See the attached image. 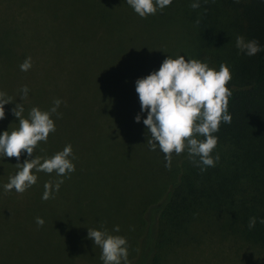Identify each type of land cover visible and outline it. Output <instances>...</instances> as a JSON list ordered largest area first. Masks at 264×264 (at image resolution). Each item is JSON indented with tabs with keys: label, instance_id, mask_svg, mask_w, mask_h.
<instances>
[{
	"label": "trees",
	"instance_id": "trees-1",
	"mask_svg": "<svg viewBox=\"0 0 264 264\" xmlns=\"http://www.w3.org/2000/svg\"><path fill=\"white\" fill-rule=\"evenodd\" d=\"M193 2L173 0L162 12L141 18L127 0H0V91L12 100L4 106L0 134L19 127L12 112L17 104L27 118L33 107L48 111L55 99L62 101L61 117L52 116L56 131L32 157H0V224L16 214L20 226L46 232L42 238L33 233L20 252L21 258L28 255L25 264L58 250L56 244L44 248L56 242L46 238L49 230L104 228L96 225L97 217L107 231L127 239L128 264H185L216 245V253L227 256L225 239L237 250L264 254V0H199L195 10ZM235 31L246 41L257 40L262 50L246 55L245 73L227 85L232 121L214 133L218 144L212 153L220 159L201 171L199 157L194 164L187 152L173 154L169 170L159 148L149 150L147 112L141 111L135 82L159 70L168 56L198 59L218 71ZM28 57L32 68L21 71ZM25 85L29 92L22 100ZM68 144L76 157L70 178L37 172V183L23 194L5 193L17 163L50 158ZM155 156L161 166L149 179L132 174ZM155 174L160 177L149 181ZM58 179L64 183L54 198H67L72 210L63 220L51 215L52 199H42L44 184ZM135 179L148 186L134 192ZM36 210L43 211V227ZM253 216L257 223L249 229ZM113 223L119 232L108 229ZM83 239L73 234L60 246L71 252L73 264L83 261Z\"/></svg>",
	"mask_w": 264,
	"mask_h": 264
},
{
	"label": "clouds",
	"instance_id": "clouds-1",
	"mask_svg": "<svg viewBox=\"0 0 264 264\" xmlns=\"http://www.w3.org/2000/svg\"><path fill=\"white\" fill-rule=\"evenodd\" d=\"M172 2L173 0H127V4L141 18L155 15L158 9L162 12ZM190 7L198 9L199 0H194ZM199 24L200 20L197 19L196 25ZM236 48L248 56H254L262 50L257 40L246 41L242 35L236 37ZM31 68L32 58L28 57L21 63L20 69L27 72ZM231 80L232 73L226 63H221L217 71L206 62L185 59L182 55L177 58L168 56L159 70L136 80L135 90L139 96L141 111L147 112L143 123L150 133L147 141L149 150L159 148L164 154L166 168L171 169L173 154L178 156L184 152L188 153L194 164L197 163L195 157H199L197 166H204L201 171H205L207 167H215L220 157L212 156L218 144V137L214 133L219 131L222 123L231 124L232 121L228 109L233 92L227 87ZM20 92V98L24 100L29 89L25 85ZM9 103H12L11 98L0 91V120L5 118L4 106ZM61 103L60 99H55L53 107L48 111L33 107L27 118L22 117L23 104H17L12 112L19 120V127L0 134V157H15L19 161L25 152L28 157H32L39 144L46 143L49 135L56 131L52 116L55 114L57 118L61 117L62 114L57 111ZM135 120L139 123L140 115ZM201 136L204 139H198ZM74 159L76 157L71 144L50 158L37 156L25 159L23 164H16L19 170L9 178L4 191L7 194L14 189L23 194L37 183V172H55L58 177L70 178V174L76 170L72 162ZM63 183V179L46 182L42 199H53L54 192H58ZM259 222L264 224V218ZM36 223L43 227L45 221L37 217ZM256 223L257 218L251 217L249 229L254 228ZM114 231H120L118 225ZM88 238L101 248L100 259L103 264H128V242L125 237L112 235L106 228H88Z\"/></svg>",
	"mask_w": 264,
	"mask_h": 264
},
{
	"label": "rangeland",
	"instance_id": "rangeland-1",
	"mask_svg": "<svg viewBox=\"0 0 264 264\" xmlns=\"http://www.w3.org/2000/svg\"><path fill=\"white\" fill-rule=\"evenodd\" d=\"M120 35H123V33H120ZM240 35L244 36L241 31H235L232 33L230 37V42L226 50L225 63L231 70V82L233 83H238L239 73H245L244 65L246 63L247 56L245 53L240 52L236 48V37ZM138 154H141V151H138ZM160 166V158L159 156H155L153 163H151V161L149 160L141 168L139 167V165L136 166L133 170L134 173L132 174H138L140 176L143 175L144 177L149 179L150 172L152 170H158ZM159 177L160 175L155 174L149 181H151L152 179L155 180V178L157 179ZM132 184L135 187L134 192L136 191V193L139 190H143L148 186L147 181H144L139 184L138 179L133 180ZM49 206L53 209L51 215H55V219L63 220L65 215L71 217V215L69 214V212L72 211L71 203L69 200H67V198H54L50 201ZM47 212L49 211L47 210ZM35 213L38 214L36 216L42 218L41 216H39L43 214L42 210H36ZM7 218H10L8 220V225L6 224ZM17 218H21V216L16 214H8L3 218L2 223L0 224V264H25L28 255H25L23 258H21L20 252L22 251V249H28V242L32 241V238L34 237L32 234L34 233L36 234V236L42 238L41 235H45L46 233L41 232L40 230L30 231L27 226H20L18 224ZM96 225L106 228L104 226L103 217H97ZM117 225L119 224L113 223L112 226L108 229L115 228V226ZM92 229L102 230L103 228ZM108 232L114 235V232ZM49 233L50 234L46 238L55 240L56 242L49 243L45 245L44 248L52 244H54L55 246L56 244L57 246L55 249L58 250L50 257H35L34 260H32V262H29L28 264H73V262L70 261L71 252L69 251L66 254L65 252H63L64 249H61L62 247L60 248L63 239L73 234L79 235L84 238V242L80 245V247H78V252L83 260L80 261L79 264H103V261H101L100 259L101 248L99 246H96L92 239L88 238V231L84 230L82 227H70L67 229L55 228L49 230ZM40 244L43 243L40 242L37 246H39ZM221 245L223 246V248L225 246V249H227L225 251L227 253V256H225L223 253L221 255L216 253L217 245L213 248L214 251L211 250L212 254L211 251H204L203 247H201L200 249H203L204 252L203 256L199 254L195 258L189 257L185 264H264V254L259 253L255 249L247 247L242 248V250H237V247L235 245L229 244V239L221 240ZM228 247H231V249H229Z\"/></svg>",
	"mask_w": 264,
	"mask_h": 264
}]
</instances>
